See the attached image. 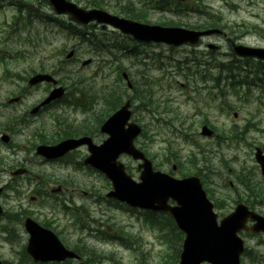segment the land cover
<instances>
[{
    "label": "rangeland",
    "instance_id": "obj_1",
    "mask_svg": "<svg viewBox=\"0 0 264 264\" xmlns=\"http://www.w3.org/2000/svg\"><path fill=\"white\" fill-rule=\"evenodd\" d=\"M73 1L92 7L89 2L95 0ZM165 3L189 9L188 14L179 16L157 11L153 8L157 4L154 0H96L95 5L111 13L160 26L172 23L192 27L214 22V15H207L208 21H205L201 18L205 13L191 11L200 5L201 12L217 13L218 27L223 28L230 39L248 46L264 47V0H166ZM19 5L35 12L40 7L39 11L51 18L41 23L32 18L27 23V12L25 8L17 11ZM52 13L43 0H0V120L6 119L0 122V136L2 133L10 135L8 143L0 137V163H3L0 168L19 162L0 172V187L4 188L0 196L3 209L0 225L7 223L12 229L7 232L0 227V264H37L24 254L27 234L22 222L25 214L16 222L6 218L10 215L7 210H17L18 206L27 209L28 215L41 224L48 221L64 245L73 249L77 246L81 260L88 264H169L175 258L179 240L161 236L159 229L145 225L142 213H130L107 200L104 195L111 187L110 182L98 171L78 163L87 154L85 146L67 158L54 161L35 155L34 146L39 141L51 142L57 137L55 131L64 128L71 131L79 123L85 128L89 126L93 141L101 143L106 135L99 132L98 121L129 98L131 119L144 131L135 138V145L149 153L153 165L162 171L178 177L198 175L208 198L220 206H214V211L221 217L235 206L233 198L244 201L246 196L253 202L249 194L244 193L243 185L236 181L240 169L264 187V177L254 159L255 146L264 151V88L253 86L244 97L243 92L233 94L232 90L223 87V81L218 87H213L212 81H201V75L206 76L204 72L193 73L198 68L197 61H201L200 56L207 60L208 55H204L211 52L206 43L220 45L218 52L211 55L220 60L230 58V42L221 35L205 36L196 47L141 43L112 27L103 28L94 23L59 31L62 20L54 21ZM81 31L104 39L112 54L96 51L92 45L83 42ZM71 49L75 50L74 56L67 59L66 54ZM89 59V63L83 64ZM49 70L56 72L55 77L61 83L67 85L69 81L65 78L71 77L74 82L87 86L82 91L85 95L81 94L80 102L77 100L80 107L69 103L79 95L73 86L69 87L71 94L66 100L55 102L35 115L29 113L45 95L48 84L30 88L26 78L34 71ZM124 70L133 87L150 92L148 99L153 101V106H142L133 88L129 89L121 77L120 72ZM20 92L24 97L8 105L7 99ZM111 93L118 103L113 109H110ZM204 122L214 130L209 137L200 133ZM234 125L238 127L235 131L243 132L244 139L239 143L228 139ZM170 152L179 160L169 157ZM190 153L194 155L188 156ZM118 159L138 180L137 162L125 154ZM192 159L197 161L193 167L189 162ZM21 164L29 171L11 176L10 172ZM173 164L177 169H172ZM59 182L64 185L59 194L65 200L63 205L53 203L49 195L38 193L40 189L48 192ZM9 183L19 193L5 190L4 186ZM31 195L38 197L36 201L30 200ZM64 205L79 207L80 216L88 227L79 229L75 215L61 208ZM253 209L264 214V199L257 201ZM95 227L100 232H115L113 235L119 240L121 236L125 242H106L93 237L88 228L94 230ZM241 237L245 246L255 253L253 259L242 255L241 264H264V235L241 233ZM88 250L91 252L87 253ZM95 253L98 259L94 257Z\"/></svg>",
    "mask_w": 264,
    "mask_h": 264
},
{
    "label": "water",
    "instance_id": "obj_2",
    "mask_svg": "<svg viewBox=\"0 0 264 264\" xmlns=\"http://www.w3.org/2000/svg\"><path fill=\"white\" fill-rule=\"evenodd\" d=\"M49 2L57 13H68L77 22L86 24L95 20L109 23L144 41L193 43L200 34L219 32L218 29L199 32L181 27L148 25L111 15L100 9L86 10L67 0H49ZM234 49L240 55L264 58V49L261 48L235 46ZM71 55L72 52L67 57ZM123 76L126 77L125 74ZM40 81L54 80L49 74H36L30 78L29 83L35 84ZM61 93L62 88L53 90L45 102L59 97ZM128 106L129 102H126L101 125V131L109 135L101 145H94L88 137L66 139L53 146L40 145L37 147V153L47 158L58 157L86 143L90 155L84 162L104 172L112 182L113 189L107 193L108 197L125 201L132 206L170 212L178 227L186 233L180 264H200L202 261H210L212 264H238L242 242L237 232L244 227L247 218L256 222L251 227L253 231H264V218L239 204L235 212L224 217L220 225H217L212 205L205 198L197 178L175 179L166 173L154 171L151 162L134 147L133 139L140 132V128L133 122L128 123L130 117ZM202 134L209 135L210 131L203 127ZM122 152L142 161L138 165V168L142 169L139 182L133 181L125 173L123 164L117 161ZM255 159L264 175V154L259 148H256ZM169 199L174 200L176 204L168 205ZM24 224L30 234L27 252L35 261H60L74 256V253L65 249L50 230L42 228L30 218H27Z\"/></svg>",
    "mask_w": 264,
    "mask_h": 264
},
{
    "label": "trees",
    "instance_id": "obj_3",
    "mask_svg": "<svg viewBox=\"0 0 264 264\" xmlns=\"http://www.w3.org/2000/svg\"><path fill=\"white\" fill-rule=\"evenodd\" d=\"M89 3L91 5H95L96 0L95 1H91ZM132 11H134V10H131V12ZM217 23H219V21H214V22L213 21H210V22L208 21V23L205 26L215 27V26H218ZM99 42L100 43H96L95 44L96 47H100L102 45L104 46V42L102 40H99ZM65 79L69 81L68 84H67L68 88L74 86L76 88L74 90L80 91V92H82L83 90L87 89V86L85 84L80 85L79 82L78 83L74 82L73 79L70 78V77H66ZM233 83L234 82H232L231 84H233ZM133 90H134V93H135L136 97L138 99H140L143 107L147 108V107H149L148 105H150V104H152V106H153V101L151 103L149 101V99H148V94H150V93L147 90H142V89H140L138 87H133ZM111 98H112V101L110 103V109H113L118 103L115 102L113 93H111ZM172 154H173V152H170L168 154V156L169 157H174L175 159L179 160L178 157L173 156ZM190 164L191 165L193 164L192 160H190ZM178 171H181V169L178 170ZM241 182H242V185H244L246 193L249 194V198L253 199V202H256L258 199L259 200H263L264 199V187H261V185H259L255 180H253V179L252 180L251 179L242 180L241 179ZM145 220L151 222L159 230L168 231L169 234L166 235V236H169L170 238H175V239L177 238L179 241L181 240L182 234L178 231V229L175 227V225L172 223V220L169 217H167V216H165L163 214H159V215H157V214H147ZM88 259H90V257H88Z\"/></svg>",
    "mask_w": 264,
    "mask_h": 264
},
{
    "label": "flooded vegetation",
    "instance_id": "obj_4",
    "mask_svg": "<svg viewBox=\"0 0 264 264\" xmlns=\"http://www.w3.org/2000/svg\"><path fill=\"white\" fill-rule=\"evenodd\" d=\"M19 6H22V5H19ZM16 8L18 9V6H17ZM18 10H19V9H18ZM23 10H24V9H20V12L23 11ZM62 16H66V15H60V16H56V17H62ZM68 22H69L70 24H73V22H71V20H70L69 18H68ZM46 91H47V90H46ZM46 91L44 92V94H46ZM16 97L19 98V100L17 101V102H19V101L24 97V93L20 92V93H18V94L16 95ZM17 102H16V103H17ZM7 104L10 105L9 103H7ZM34 105H35V104H34ZM34 105H33V106H34ZM33 106H32V107H33ZM32 107H31V108H32ZM45 107H47V106H44V107L39 108V109L37 110L38 112H37V111H36V112H37V113H40L41 111L44 110ZM30 110H31V109H30ZM30 110H29V113H30ZM36 112H35V113H36ZM37 113H36V114H37ZM21 116H23V114H21ZM18 119H20L22 122H25V121L23 120V118H18ZM18 128H19V127H18ZM18 128H17V130H18ZM10 133H11V132H10ZM6 134H7V133H6ZM7 135H8V134H7ZM8 136H9L8 140H10V135H8ZM37 143H41V141H39V142H37ZM82 193H83L84 195L87 194L86 191H82Z\"/></svg>",
    "mask_w": 264,
    "mask_h": 264
}]
</instances>
